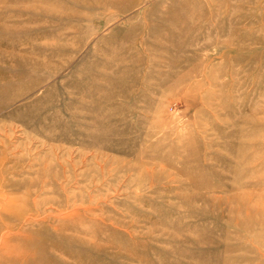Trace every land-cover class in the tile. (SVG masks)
<instances>
[{
	"label": "rangeland",
	"instance_id": "rangeland-1",
	"mask_svg": "<svg viewBox=\"0 0 264 264\" xmlns=\"http://www.w3.org/2000/svg\"><path fill=\"white\" fill-rule=\"evenodd\" d=\"M258 207L264 0H0V264H264Z\"/></svg>",
	"mask_w": 264,
	"mask_h": 264
},
{
	"label": "bare ground",
	"instance_id": "bare-ground-1",
	"mask_svg": "<svg viewBox=\"0 0 264 264\" xmlns=\"http://www.w3.org/2000/svg\"><path fill=\"white\" fill-rule=\"evenodd\" d=\"M243 205H244V206H246V208L249 210V208L247 207V204H246V202H243ZM254 208H256V207H254ZM258 208H259V207H258ZM258 208H257V209H255V210H256V212H257V213H256V215H257V218H259V216H260V215H262V213L264 212V209H263V208H259V209H258ZM254 220H255V218H254V217H250V223H252V222H255V221H256V220H255V221H254Z\"/></svg>",
	"mask_w": 264,
	"mask_h": 264
}]
</instances>
